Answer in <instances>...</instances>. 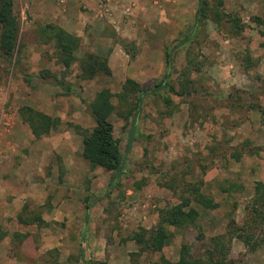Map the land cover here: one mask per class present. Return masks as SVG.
I'll return each instance as SVG.
<instances>
[{"label":"rangeland","instance_id":"1","mask_svg":"<svg viewBox=\"0 0 264 264\" xmlns=\"http://www.w3.org/2000/svg\"><path fill=\"white\" fill-rule=\"evenodd\" d=\"M62 1L15 0L21 21L20 60L6 71L0 59V224L9 233L0 246L17 264H27L26 258L33 259L32 264H159L160 254L140 253L128 238L141 228L155 227L160 210L182 202L191 196L192 186L203 182L202 190L220 207L200 208L197 225L172 229V241L163 250L172 261L179 259L183 244L193 255H202L213 237L228 235L231 211L243 222L255 183H264V122L258 109L264 107V0H224L219 8L227 14L222 27L209 19L186 44L180 42L193 31L199 0H94L97 13L78 0L75 8L87 16L83 23L89 39L81 42L77 59L97 54L93 40L106 36L111 37L110 47L106 45L101 56L116 49L125 53L129 65L128 72L89 80L80 78L79 61L64 73L53 43L40 42L37 24L58 25L49 21L58 18H47L45 12L51 7L63 13L68 0ZM104 7L109 8L107 15ZM233 18L242 21L239 33ZM88 20L99 22L98 30ZM167 52L172 62L168 81L175 91L151 92L165 78ZM247 55L256 65L245 70ZM45 70L51 76L44 80ZM182 72L189 74L187 85ZM54 75L71 85L73 93L55 85ZM128 78L150 93L137 117L125 174L111 188L112 173L90 167L82 156V136L70 124L92 130L87 103L109 88L120 106L116 95ZM22 106L59 117L62 125L48 137L35 139L19 114ZM112 122L125 150L131 126L119 116ZM7 198L16 201L10 205L11 216L4 204ZM21 213L50 219L40 228L23 225ZM16 232L29 236L20 244L13 238ZM229 258L234 264H264V243L251 252L233 238Z\"/></svg>","mask_w":264,"mask_h":264},{"label":"trees","instance_id":"2","mask_svg":"<svg viewBox=\"0 0 264 264\" xmlns=\"http://www.w3.org/2000/svg\"><path fill=\"white\" fill-rule=\"evenodd\" d=\"M213 1L214 4L211 5L210 1L199 0L193 31L180 43L186 44L194 39L203 23L209 19H212L217 27H222V20L227 14L224 10L220 11L219 8L222 9L225 2L224 0ZM14 4L15 0H0V59L4 61L6 71L16 68L20 60L21 21L15 12ZM231 21L237 25L238 31L236 33H239V29H243V25L240 24L242 23L241 19L233 18ZM39 39L41 43H53L58 53V63L64 67V73L68 72L79 61L80 78L82 80L93 79L102 74L106 76L112 75L107 57L86 53L81 59H77L75 53L80 49L81 38L67 32L58 25L46 24L40 26ZM166 61L167 73L165 78L151 92L157 93L162 89L175 91L168 81L172 77V72L170 71L172 62L169 52H167ZM245 61L247 63L245 70L256 65L250 55L245 57ZM182 73L184 76L182 83L187 85L189 74L188 72ZM49 75L51 76L50 71L45 70L41 78L45 80L50 77ZM54 79V84L63 91L73 93L72 86L66 84L63 79H59L55 75ZM147 93H150L149 90L144 89L139 82L128 78L122 85L121 91L116 95L120 105L117 106L114 103L115 95L112 91L109 88H102L96 93L94 99L87 103L89 114L94 122L92 130L85 129L80 125L70 124L76 133L82 136V156L90 167L92 169L103 168L112 173L111 188L118 185L125 174L127 156L136 139L137 117L141 112L143 100ZM258 109L263 116L264 122V107L259 105ZM19 114L35 139L48 137L62 125V120L59 117L51 116L30 106L20 107ZM114 116H119L126 121L129 127L131 126L127 133L128 141L125 150L122 149V145L116 140L114 135V124L112 122ZM203 186V182L192 186L190 190L191 196L185 197L178 204L160 210L155 227L151 229L141 228L128 238L136 243L140 253L151 252L160 254L159 264H234L229 258L233 238L243 242L251 252H255L264 243V183L258 181L255 183L253 196L245 206L246 213L241 224L236 221L231 211L228 215L229 220L226 226L228 235L213 237L211 239L212 243L202 255H193L190 246L183 244L180 249L179 259L177 261L168 259L163 254V250L170 245L174 235L173 230L182 231L190 226L197 225L201 217L200 208L204 211H214L220 207V203L202 190ZM234 187L239 188L238 185H234ZM86 208L89 210L91 204H88ZM26 211H28V208L25 206L22 212L26 213ZM18 220L23 225H37L39 228L47 225L41 215L26 216L21 213L18 216ZM259 233H261V236L257 238ZM8 235L9 233L0 224V244ZM28 236V234L18 232L13 234V238L18 240L20 244ZM19 255H22L21 251H19ZM26 260L27 264L34 263L31 258H26ZM90 264H107V262L94 261L90 262Z\"/></svg>","mask_w":264,"mask_h":264},{"label":"crops","instance_id":"3","mask_svg":"<svg viewBox=\"0 0 264 264\" xmlns=\"http://www.w3.org/2000/svg\"><path fill=\"white\" fill-rule=\"evenodd\" d=\"M86 2L87 7H89V9H93L94 12L97 13L98 11V6L97 3H94V0H84ZM83 2V0H82ZM71 4L74 6H71ZM80 3H78V0H68V9L64 10V12L62 13V11H57L55 12L54 9L51 7H49L50 9L48 10L49 12H45L46 17H52L51 19H55V17H57L58 19L56 20H49V21H54L55 23H57L60 27H62L64 30H66L69 33L75 34L78 37H80L82 40V45L83 44H87L88 39H89V33H85V22L83 23V21H86V17L84 15V13L80 12V10H77L75 8L76 5H79ZM66 5V4H65ZM64 8V7H63ZM51 12V13H50ZM61 12V14H60ZM93 12V14H94ZM50 13V14H49ZM49 14V15H48ZM55 14H58V16ZM88 17L91 18V13H88ZM94 18V17H92ZM95 20V19H94ZM90 21L89 23L93 24V29H97L98 30V25L99 22L97 21ZM49 21H45V22H49ZM40 26V25H39ZM38 24L36 26V29L39 28ZM90 26H87V28H89ZM105 28V27H104ZM100 35V34H99ZM109 40H111V37H100V38H95L93 40V42L95 43V50L96 53L98 55H103L104 53L102 52V49H104V47H106V45H108L110 42H108ZM91 44V42H90ZM89 45V44H88ZM40 46L44 47V45ZM90 46V45H89ZM110 47V44L108 45ZM43 51L40 50V52ZM39 51L37 52V55H39V59L41 60V53ZM124 53V52H123ZM104 56V55H103ZM125 53L124 55L121 54V52H119L118 50H113V52L111 54L106 53L105 57L108 58V62H109V67L111 69L112 72H128L129 71V65H128V60H125ZM118 63H120V65L118 66ZM16 203L15 199L13 200V202L10 200V198H7V200L4 202V204L8 207V211L10 212V216L12 213V208L10 207V205ZM46 222L49 221V216L44 215L42 217ZM0 264H17L14 261H12L9 256H8V250L5 248L4 245L0 246Z\"/></svg>","mask_w":264,"mask_h":264},{"label":"built area","instance_id":"4","mask_svg":"<svg viewBox=\"0 0 264 264\" xmlns=\"http://www.w3.org/2000/svg\"><path fill=\"white\" fill-rule=\"evenodd\" d=\"M103 1H105V0H103ZM103 1L101 0L102 3H103ZM62 2H64V0ZM102 7H103V4H102ZM102 12H103V15H107L109 12V8L104 7Z\"/></svg>","mask_w":264,"mask_h":264}]
</instances>
